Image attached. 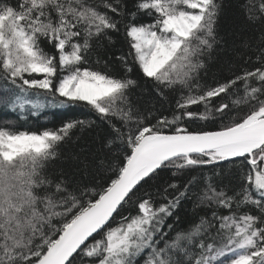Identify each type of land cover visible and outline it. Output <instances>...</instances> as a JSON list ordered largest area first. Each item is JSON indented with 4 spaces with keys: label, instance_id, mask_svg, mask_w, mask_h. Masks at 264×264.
Segmentation results:
<instances>
[{
    "label": "snow or ice",
    "instance_id": "obj_1",
    "mask_svg": "<svg viewBox=\"0 0 264 264\" xmlns=\"http://www.w3.org/2000/svg\"><path fill=\"white\" fill-rule=\"evenodd\" d=\"M222 8L0 0V105L20 119L53 106L87 113L58 128L0 126V264H264V0L242 5L253 35L232 48L238 69L208 80ZM120 32L117 73L91 56ZM134 70L159 108L134 103ZM97 121L99 154L49 174L73 130ZM164 172L171 182L155 183ZM193 197L205 215L170 236L168 220Z\"/></svg>",
    "mask_w": 264,
    "mask_h": 264
},
{
    "label": "trees",
    "instance_id": "obj_2",
    "mask_svg": "<svg viewBox=\"0 0 264 264\" xmlns=\"http://www.w3.org/2000/svg\"><path fill=\"white\" fill-rule=\"evenodd\" d=\"M244 2L245 0H222L223 8L217 22V33L218 38H222L223 44L213 51L212 59L208 62L206 70L208 80H211L214 76L218 79L230 78L233 70L238 69L240 61L236 59L232 48L238 45L241 40L253 35L251 29L247 27L244 18L242 8ZM110 35H112L113 42L109 44L106 39H102L100 46L94 48L91 60L94 62L98 55L102 60H107L109 66L119 73L120 66L115 61V57L121 51L127 50L126 41L122 32L110 33ZM110 57L111 59H109ZM131 75L133 78L138 79L140 84V87L132 93L134 103H137L142 109L151 108L153 105L159 108V100L154 94H149L148 86L140 74L134 70ZM201 75L203 76L204 73H201ZM2 95H6V93L0 91V96ZM244 110L246 109H242V111ZM18 113L19 110L12 111L0 105V126H15L30 130L58 128L65 120L87 115L79 106L70 108L45 107L35 116L31 115L30 112L24 113L26 119H20ZM9 121L13 122V124L8 125L7 122ZM201 126L199 123L191 125L193 129ZM207 127H211V125L209 124ZM105 132L106 126L101 125L99 121H97V126L91 129L81 130L77 128L73 130L71 138L59 147V158L51 163L48 169L49 174H54L61 170L69 174L76 172L79 168V163L74 157L79 156L90 159L93 153L99 154ZM222 167L227 170L230 166L223 164ZM205 171H209V174H211V170L205 169ZM170 178L171 173L164 172L156 178L155 183L163 184L165 181L171 182ZM186 178L187 174L177 179L183 181ZM229 179L230 177L226 172L223 180L216 179L217 187L228 184ZM200 187L202 185H197L195 190L198 192ZM229 194H231V189L229 190ZM194 199L195 197L183 201L176 216L168 220L169 224H173L174 221L176 222L170 236H174L176 231L187 229L191 223L198 220L199 216L205 215L206 209L194 207ZM177 216L179 217L178 221Z\"/></svg>",
    "mask_w": 264,
    "mask_h": 264
}]
</instances>
